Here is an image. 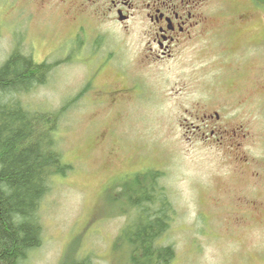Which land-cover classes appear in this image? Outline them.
Segmentation results:
<instances>
[{"label":"rangeland","instance_id":"obj_1","mask_svg":"<svg viewBox=\"0 0 264 264\" xmlns=\"http://www.w3.org/2000/svg\"><path fill=\"white\" fill-rule=\"evenodd\" d=\"M241 1L220 0L221 11L247 7L254 16L236 49L228 37L218 56L206 45L198 58L186 48L177 59L136 64L141 36L92 6L0 0V63L19 47L53 65L22 99L32 111L65 109L58 146L72 164L54 177L39 210L42 243L21 264H58L76 248L91 264H127V249L112 246L134 209L122 214L110 201L150 166L174 209L162 239L176 249L172 264H264V8ZM97 34L125 69L124 83L110 71L93 75L103 69L89 58ZM227 102L234 144L225 133L197 140L193 123Z\"/></svg>","mask_w":264,"mask_h":264},{"label":"trees","instance_id":"obj_2","mask_svg":"<svg viewBox=\"0 0 264 264\" xmlns=\"http://www.w3.org/2000/svg\"><path fill=\"white\" fill-rule=\"evenodd\" d=\"M52 67L19 47L0 63V264H21L42 243V201L54 177L72 169L58 146L65 109L32 111L22 99L47 82ZM154 172L137 174L130 185L123 182L124 190L110 201L122 214L134 209L115 239L119 245L112 246L120 255L127 249V264H172L176 256L174 246L162 241L174 209ZM76 251L69 249L58 264H91Z\"/></svg>","mask_w":264,"mask_h":264},{"label":"flooded vegetation","instance_id":"obj_3","mask_svg":"<svg viewBox=\"0 0 264 264\" xmlns=\"http://www.w3.org/2000/svg\"><path fill=\"white\" fill-rule=\"evenodd\" d=\"M247 3L259 6L255 5L254 0L240 2L241 5ZM262 4L264 8V2ZM76 6L83 11L85 6H92L100 17L123 26L122 30L126 35L136 32L141 36L138 59H133L136 64H157L177 59L186 48H191L194 58H198L200 49L206 45L210 50H216L218 56L223 39L230 37L232 48L236 49L242 38L247 37L246 29L254 20L253 13L247 7L238 12H222L220 0H77ZM262 14L264 26V11ZM101 35L97 34L95 44L91 45L89 50L91 61L98 65V68H103L93 75L110 71L118 74L124 83L128 75L123 66L120 69L114 65L115 52L106 50ZM261 42L264 44V38ZM77 47H86L83 39L78 40ZM251 78L245 76L242 84H247L246 81ZM228 83L238 86L235 81ZM261 88L264 89V83ZM233 106L234 104L227 102L199 116L202 117L201 124L193 123L194 137L203 143H214L218 139H213L215 135L225 133L228 142L233 145L234 141L230 137L237 136L236 130L229 129L232 124L230 118L235 116Z\"/></svg>","mask_w":264,"mask_h":264}]
</instances>
